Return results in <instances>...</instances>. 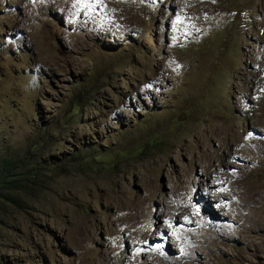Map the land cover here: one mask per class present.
Returning <instances> with one entry per match:
<instances>
[{"label":"rangeland","instance_id":"1","mask_svg":"<svg viewBox=\"0 0 264 264\" xmlns=\"http://www.w3.org/2000/svg\"><path fill=\"white\" fill-rule=\"evenodd\" d=\"M262 114L264 0H0V160L36 172L0 199V264H264V238L193 206L219 211L209 163L264 193Z\"/></svg>","mask_w":264,"mask_h":264},{"label":"bare ground","instance_id":"2","mask_svg":"<svg viewBox=\"0 0 264 264\" xmlns=\"http://www.w3.org/2000/svg\"><path fill=\"white\" fill-rule=\"evenodd\" d=\"M116 10H120V7L118 6V7L113 8L114 12H116ZM118 17H121V12H120V15H118ZM190 22L193 23L192 19H190ZM120 24L126 25L128 27H134L136 25V22L134 20H128V21L121 20ZM220 131H221L220 128H218L217 130L213 129L214 135L216 133H220ZM229 132L231 133V135L239 134V131H237V126L234 124L233 126H230L229 128L224 130V134L228 135ZM228 145L232 147L238 146V145H234L232 141H230ZM231 151L232 153H234L233 149H231ZM240 152L242 153V150L238 148L235 154H238ZM257 169L264 172L263 165H260L259 167H257ZM204 172H205L204 173L205 175L200 181H198L196 189L198 187L199 188L203 187V190L208 192L207 196L209 197L211 204L213 205V202H215L214 205L218 207L219 211L210 209V211L208 212H205V210H203L204 212L203 211L201 212L199 205L193 204V206H195L194 212L195 211L197 212L195 213L194 217H196L197 220L201 221L203 225H205V227L209 231L214 230V229H219L221 227L220 223L223 222L224 220L227 222H231V220H233V223L235 224V226H238L240 228L238 229L239 233H247L249 237L255 240L264 238V233L261 235L260 229H259V225L264 224V193L258 192V189H257L258 179L254 175V171L249 173L250 177H247L246 175L243 177H237V179L235 180L237 184V189H236V192H232V193H229L228 191L222 190L220 188L221 184H224L229 181H233L228 177V175L222 169H218L215 167L213 163H209V165L205 168ZM221 208H224V209H221ZM178 209H181V207ZM161 211H162L161 214L166 217L165 227L164 226L163 227L170 231L169 234L170 233L173 234L175 230V227H174L175 225L172 224V221L174 218H176L177 211L172 210L171 205L167 203H165L162 206ZM242 224H244V226H242ZM244 237L247 241L245 242L247 246L252 243V242L250 243L249 240L247 239L248 236L246 237L244 235ZM157 248L158 246H154L152 249L148 248L149 251L145 250L144 248H140L139 252L143 254L145 253L149 254L150 250L157 252ZM136 258L130 256V259H129V257L126 258V256L122 254L120 260L119 259L118 260L121 261L120 262L121 264H158L152 258V255L149 256L147 259H145V261H143L142 263L140 262V260Z\"/></svg>","mask_w":264,"mask_h":264},{"label":"trees","instance_id":"3","mask_svg":"<svg viewBox=\"0 0 264 264\" xmlns=\"http://www.w3.org/2000/svg\"><path fill=\"white\" fill-rule=\"evenodd\" d=\"M29 173V178L24 176L17 158L3 156L0 160V199L17 206L20 197L34 193L31 191L34 189L36 172L30 170Z\"/></svg>","mask_w":264,"mask_h":264}]
</instances>
